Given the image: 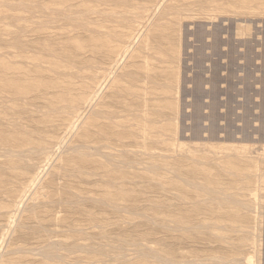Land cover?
<instances>
[{
	"label": "rangeland",
	"instance_id": "rangeland-1",
	"mask_svg": "<svg viewBox=\"0 0 264 264\" xmlns=\"http://www.w3.org/2000/svg\"><path fill=\"white\" fill-rule=\"evenodd\" d=\"M0 264H264V0H0Z\"/></svg>",
	"mask_w": 264,
	"mask_h": 264
},
{
	"label": "bare ground",
	"instance_id": "bare-ground-1",
	"mask_svg": "<svg viewBox=\"0 0 264 264\" xmlns=\"http://www.w3.org/2000/svg\"><path fill=\"white\" fill-rule=\"evenodd\" d=\"M160 1V0H159ZM109 6V5H108ZM152 6H153V4H152ZM157 6V5H156ZM121 7V6H120ZM154 7V6H153ZM96 13V12H95ZM101 13V12H100ZM111 14H112V12H111ZM106 15V14H105ZM108 15V14H107ZM134 15V14H133ZM110 18V17H109ZM147 20V19H146ZM138 21V20H137ZM136 21V22H137ZM140 22V21H139ZM117 23V22H116ZM141 23V22H140ZM128 24V23H127ZM142 28V27H141ZM146 31V30H145ZM144 31V32H145ZM113 35V34H112ZM137 35V34H136ZM135 35V36H136ZM115 38H117V37H115ZM135 38V37H134ZM141 38V37H140ZM133 40V39H132ZM132 42V41H131ZM130 44V43H129ZM136 45V44H135ZM129 46V45H128ZM126 49H129V48H125V50ZM122 54H124V53H122ZM124 58V57H123ZM135 59V58H134ZM139 59V58H138ZM124 61V60H123ZM117 62H118V60H117ZM123 64V63H122ZM117 66V65H116ZM113 67H115V66H113ZM121 67V66H120ZM113 70V69H112ZM109 72H111V71H109ZM108 76V75H107ZM106 76V77H107ZM109 78V77H108ZM104 80V79H103ZM111 80H112V78H111ZM141 80H143V79H141ZM105 81H107V80H105ZM66 83V82H65ZM103 84V83H102ZM100 87V86H99ZM97 89H99V88H97ZM101 89V88H100ZM105 89V88H104ZM81 91V90H80ZM97 91V90H96ZM96 91L94 92L95 94H96ZM99 91V90H98ZM100 92H101V90H100ZM86 93V92H85ZM89 93V92H88ZM99 93V92H98ZM102 93V92H101ZM81 95V94H80ZM94 95V94H93ZM98 98H99V96H98ZM91 100V99H90ZM85 101V100H84ZM89 102H91V101H89ZM68 105V104H67ZM66 105V106H67ZM70 106H71V104H69ZM87 106H88V104H87ZM92 109V108H91ZM86 110V109H85ZM91 111V110H90ZM84 112V111H83ZM82 115H84V113L82 114ZM96 115V114H95ZM79 120V119H78ZM76 122V121H75ZM74 126V125H73ZM73 128V127H72ZM72 128H70V129H72ZM68 134H69V132H68ZM27 136V135H26ZM61 141H63V139L61 140ZM64 142V141H63ZM29 143V142H28ZM37 143V142H36ZM61 144H59V145H62V142H60ZM38 144V143H37ZM44 146V145H43ZM61 148V147H60ZM74 148V147H73ZM76 148V147H75ZM35 149V148H34ZM62 149V148H61ZM13 150V149H12ZM15 151V150H14ZM42 151V150H41ZM18 153V152H17ZM20 154V153H19ZM24 155V154H23ZM8 157V156H7ZM51 160V159H50ZM56 161V160H55ZM54 163V162H53ZM52 163V164H53ZM39 182H40V180H39ZM33 193V192H32ZM25 205V204H24ZM16 213V212H15ZM16 217V216H15ZM8 229V228H7Z\"/></svg>",
	"mask_w": 264,
	"mask_h": 264
}]
</instances>
